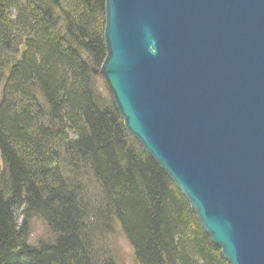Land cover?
Returning <instances> with one entry per match:
<instances>
[{"label": "trees", "instance_id": "obj_1", "mask_svg": "<svg viewBox=\"0 0 264 264\" xmlns=\"http://www.w3.org/2000/svg\"><path fill=\"white\" fill-rule=\"evenodd\" d=\"M104 8L0 0V264H114L97 240L113 223L135 264H228L91 73ZM34 217L52 242L28 245Z\"/></svg>", "mask_w": 264, "mask_h": 264}, {"label": "water", "instance_id": "obj_2", "mask_svg": "<svg viewBox=\"0 0 264 264\" xmlns=\"http://www.w3.org/2000/svg\"><path fill=\"white\" fill-rule=\"evenodd\" d=\"M99 75L228 264H264V0H105ZM1 170V169H0Z\"/></svg>", "mask_w": 264, "mask_h": 264}, {"label": "rangeland", "instance_id": "obj_3", "mask_svg": "<svg viewBox=\"0 0 264 264\" xmlns=\"http://www.w3.org/2000/svg\"><path fill=\"white\" fill-rule=\"evenodd\" d=\"M96 76L101 81L98 82V84L102 86L104 85L106 87L103 79L99 75ZM0 169L2 170L1 160ZM88 181L89 182L84 181L83 186H85V191L88 194L87 196L91 198L95 193V187L92 181ZM53 240L54 235L50 232L41 219L34 217L29 220L27 235L28 245L35 246L39 242H52ZM97 240L100 249L112 259L114 264H135L133 260L132 249L121 233L117 223H113L109 232H104L97 238Z\"/></svg>", "mask_w": 264, "mask_h": 264}]
</instances>
